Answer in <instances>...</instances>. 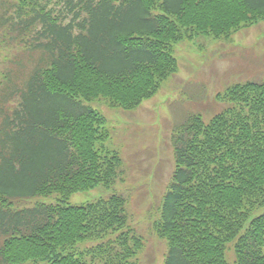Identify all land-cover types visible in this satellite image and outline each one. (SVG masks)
Here are the masks:
<instances>
[{"label":"trees","instance_id":"1","mask_svg":"<svg viewBox=\"0 0 264 264\" xmlns=\"http://www.w3.org/2000/svg\"><path fill=\"white\" fill-rule=\"evenodd\" d=\"M260 20L264 0H0V46L17 50L6 62L21 68L0 74V264H137L144 240L125 196L69 204L113 186L124 164L87 102L137 109L176 72L185 33L230 37ZM216 98L222 111L190 112L174 134L156 223L165 264H231V242L235 264H264V213L245 228L264 205V81ZM54 194L51 204L16 203Z\"/></svg>","mask_w":264,"mask_h":264},{"label":"rangeland","instance_id":"2","mask_svg":"<svg viewBox=\"0 0 264 264\" xmlns=\"http://www.w3.org/2000/svg\"><path fill=\"white\" fill-rule=\"evenodd\" d=\"M184 35L189 37L173 48L176 72L139 108L126 110L112 106L104 99L85 103L106 118L111 133L106 147L120 152L124 164L112 187L98 186L80 191L70 198L69 204L92 202L113 193L124 195L130 225L144 240L137 264L166 263L169 243L158 234L156 223L162 215L165 196L176 169L175 132L190 112H201L206 120H210L222 111L227 105L216 97L234 83L264 81V20L243 26L231 37L220 38L209 33L192 35L190 32ZM16 54L17 50H3L0 46V74L5 73L6 68L21 70L20 66L6 62ZM26 63L27 59L23 58V64ZM58 197L54 194L16 203L20 207L33 206L37 202L51 204L57 202ZM263 212L264 205L253 210L245 228ZM84 246L81 244L80 248ZM234 246V242L228 244L227 258L231 264L236 260Z\"/></svg>","mask_w":264,"mask_h":264}]
</instances>
